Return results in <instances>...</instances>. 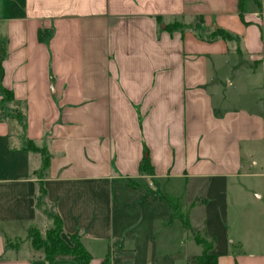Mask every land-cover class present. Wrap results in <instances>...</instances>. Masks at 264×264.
Wrapping results in <instances>:
<instances>
[{
    "label": "crops",
    "instance_id": "obj_1",
    "mask_svg": "<svg viewBox=\"0 0 264 264\" xmlns=\"http://www.w3.org/2000/svg\"><path fill=\"white\" fill-rule=\"evenodd\" d=\"M0 46V264H79L51 213L92 264H264V0H0Z\"/></svg>",
    "mask_w": 264,
    "mask_h": 264
},
{
    "label": "trees",
    "instance_id": "obj_2",
    "mask_svg": "<svg viewBox=\"0 0 264 264\" xmlns=\"http://www.w3.org/2000/svg\"><path fill=\"white\" fill-rule=\"evenodd\" d=\"M244 0H241L243 5ZM182 25L180 22H176L175 26ZM181 27V26H180ZM216 36H221L223 38L230 39L231 35L224 30H218ZM6 55L5 47L0 46V77L3 73L2 62ZM30 149L34 151H40L43 153V167L42 173L46 169L49 163V155L44 149L37 148L34 145L29 146ZM140 171L143 174H154V168L151 164L149 153L146 150L145 155L142 159L140 165ZM129 184L133 187H141L140 183L135 180H129ZM42 194L45 193L43 187H41ZM173 209L174 215L176 214L177 201L171 198H165ZM186 227H189V215L186 217L179 216ZM34 235V237H33ZM32 246L35 250L40 251L43 249L44 257L49 261H54L56 259L70 258L76 260L79 264H92V255L86 248L79 234H74L71 236V242L67 241L63 236V224L62 220L58 215H54V223L51 228H49L45 237H43L42 232L37 228H32L30 230V235ZM199 244L204 246V251L199 256H191L188 258V264H218V257L214 254H209V250L213 247L214 242H210L206 246L202 239L196 240ZM111 250L107 257L100 264H110Z\"/></svg>",
    "mask_w": 264,
    "mask_h": 264
},
{
    "label": "rangeland",
    "instance_id": "obj_3",
    "mask_svg": "<svg viewBox=\"0 0 264 264\" xmlns=\"http://www.w3.org/2000/svg\"><path fill=\"white\" fill-rule=\"evenodd\" d=\"M197 25H199V22L197 23ZM39 152H40V151H39ZM40 153L43 155L42 152H40ZM42 164H43V163H42ZM141 184H142L144 190H147L148 187H150L149 184L146 183V182H143V183H141ZM150 185H151V184H150ZM176 214H177V215H182V216L186 217L185 209H184V208H181V207L179 206L178 203H177V205H176ZM51 215H52V219H53V223H54V214L51 213ZM42 235H43V237H45V233H42ZM33 237H34V235H33ZM193 237H194V239H196V240H197L198 238H199V239H202L203 242H204V244H205L206 246H208L209 243H210V239L206 238L205 236H203V235H201V234H196V233L193 232ZM29 238H30V237H29ZM30 241H31V239H30ZM40 251H43V249L40 250Z\"/></svg>",
    "mask_w": 264,
    "mask_h": 264
}]
</instances>
